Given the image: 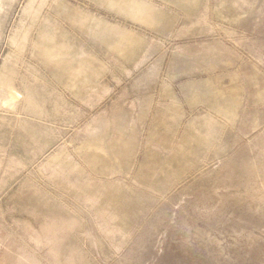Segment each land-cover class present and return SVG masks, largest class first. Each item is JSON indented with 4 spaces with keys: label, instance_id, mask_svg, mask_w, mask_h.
Wrapping results in <instances>:
<instances>
[{
    "label": "rangeland",
    "instance_id": "374dc122",
    "mask_svg": "<svg viewBox=\"0 0 264 264\" xmlns=\"http://www.w3.org/2000/svg\"><path fill=\"white\" fill-rule=\"evenodd\" d=\"M0 264H264V0H0Z\"/></svg>",
    "mask_w": 264,
    "mask_h": 264
}]
</instances>
